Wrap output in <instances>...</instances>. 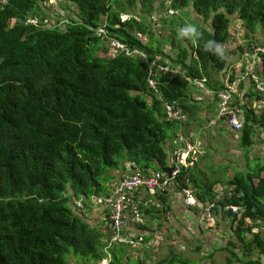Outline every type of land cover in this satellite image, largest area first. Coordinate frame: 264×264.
I'll return each instance as SVG.
<instances>
[{
	"label": "trees",
	"instance_id": "16d2710c",
	"mask_svg": "<svg viewBox=\"0 0 264 264\" xmlns=\"http://www.w3.org/2000/svg\"><path fill=\"white\" fill-rule=\"evenodd\" d=\"M50 1L7 0L0 6V264H71L70 256L95 263L108 253V264H128V246H110L106 227L91 225L74 211L78 208L70 204L72 197L85 205L108 194L114 179L110 170L124 167L117 160L123 152L127 167L144 174L167 164L165 142L179 131V121L165 118L163 103L189 113L191 119L183 123L187 130L199 120L206 102L193 96L195 86L188 77H206L210 89H224L222 82L213 86L210 80L228 62L220 48L230 38L231 16L250 35L257 29L264 33V0H59L56 8ZM139 3L149 15L154 3L174 11L171 15L193 11L204 20L196 43L175 53L165 51L148 27L152 18L137 20ZM122 14L133 17L123 22ZM29 15L39 17L38 23L20 21ZM102 25L107 33L98 35L96 28ZM137 33L148 35L149 41L139 40ZM111 38L182 64L187 77L159 75L155 92L146 82L147 64L124 54H98L109 50ZM249 95L255 96L252 91ZM217 103L215 96L210 106ZM235 104L245 117L239 137L247 157L254 124L264 121V115L250 101ZM196 169L192 159L183 166L175 179L177 188L198 190L196 209L214 203V213L231 217L239 241L251 235L245 253L229 251L225 264H264V232L254 234L252 224H246L247 218L264 220L263 169L235 176L231 195L222 198L214 192L218 182L199 183ZM229 206L244 211L235 215ZM105 218L107 224L108 212ZM253 251L260 258L252 257ZM177 261L193 264L177 253L154 264Z\"/></svg>",
	"mask_w": 264,
	"mask_h": 264
},
{
	"label": "crops",
	"instance_id": "0c3cea01",
	"mask_svg": "<svg viewBox=\"0 0 264 264\" xmlns=\"http://www.w3.org/2000/svg\"><path fill=\"white\" fill-rule=\"evenodd\" d=\"M240 25L243 30L241 33H244L243 35L248 34V38H250L248 40L249 43L247 44L248 51L252 50L253 47H251V45L253 46V44L255 45L260 42L264 43V33H262V31L257 30L256 33L250 37V34L244 29V25L241 23ZM234 32V27L230 26V38H232V33ZM255 35H259L263 40L254 39ZM225 45L228 46V44ZM243 46V44L237 46V51L235 53H229V56H227V48H224V53L226 55L223 54L228 60L227 65L225 69L218 73V75L216 73L215 76L211 77V85L216 86L222 82L225 86L227 82L233 81L240 76V72L243 70V67H241L244 63L243 60H246L247 58V53L244 52ZM222 47L223 45L221 46V49H223ZM260 69L262 76L264 77V68ZM253 87V83L248 79L241 82L239 86H237L235 100H238L240 105H243L248 101L255 103V105H258L259 107H257V114L262 115L261 110L264 111V100L261 99L258 103L254 102L258 99L255 96L258 95L255 93L254 97L249 95L251 94V91H255ZM207 88L211 90L212 97L205 95L207 96L205 100L206 107L205 110H202L199 114V120L197 121L202 122L205 119L209 120V123L206 125L207 127L209 126V128L206 130L204 127H200L199 131L201 133L196 130H191L190 125L192 122H197L192 121L188 130L193 135L202 137L205 140L203 141L205 145L202 147L203 154L197 162L196 173L193 172V174L201 184L218 182L214 186V192L217 194V198H222L231 195L234 187L230 184V181L235 176L247 174L249 172L257 173L260 169H263L262 176H264V121L260 122V124H254V131L251 136V148L248 156L245 157L244 150L240 147L241 139L239 137V132L229 127L225 120L219 117L218 103L210 106L213 99H215V93L218 90L210 89L208 86ZM198 92L203 94L201 90ZM212 124H214L213 126H217L220 131L224 130L225 133L223 135L227 136L223 140L225 147L222 150V154L224 153L223 155H220L218 151H215L217 141L219 140L214 138L215 127H213ZM170 140L171 138L165 142L168 151L172 148V142H170ZM123 163V168L110 170L114 179H111L112 183L109 185V191H111L116 182H119L128 172H130V169H126L129 162ZM196 190L197 189H195V191ZM68 194H71V192ZM135 200L139 207L142 208L140 219L143 224L139 223L134 217V214H127L128 228L130 229V232H132L133 238L136 241L134 246L128 247V250L130 249V260L132 258L131 253H133V258L136 260V257L134 256L135 251L143 253L142 260H144L146 264H152L160 258L174 255L177 251L181 253L182 251L185 252L190 249L191 253L188 254V256L199 261L200 264H213L216 258L214 253L222 254V256H225L224 254H226L225 260L227 261L226 244L228 241L232 240V242L240 245L243 254L245 253L244 245L251 241L250 234L246 236L244 242L239 241L234 235L236 224L231 217L225 219L222 212H215L212 215L211 220L208 221L206 215H204L205 205H201L200 209L186 207L182 202L181 191L177 188L175 181H170L168 188L162 194H157L155 192L151 193L148 190L136 191ZM70 204L72 205V200ZM73 210L79 211L80 216H82L89 224H94V226L99 228L106 227L105 221L102 222V220L98 225L96 224L99 221L101 214L106 217L108 212L107 206L97 204L94 198L90 201L86 200L85 208L83 210ZM249 223L252 224L251 232L255 234L258 233L260 228L264 225V220H257L254 222L250 220ZM253 225L256 226L253 227ZM153 243H157V245L154 246ZM194 249L199 250L200 253L194 252ZM207 252L213 253V257H206L208 255ZM255 254L259 256L256 251H253L251 256L254 257ZM148 257L149 259H147ZM74 261L78 262L75 259Z\"/></svg>",
	"mask_w": 264,
	"mask_h": 264
},
{
	"label": "built area",
	"instance_id": "2783aa9c",
	"mask_svg": "<svg viewBox=\"0 0 264 264\" xmlns=\"http://www.w3.org/2000/svg\"><path fill=\"white\" fill-rule=\"evenodd\" d=\"M7 3V0H0V6H5ZM52 5L54 8H56V5L59 6V0H57L56 4ZM167 13L171 15L174 14V11L168 9ZM38 18L39 17L29 15L27 16V19L20 21L25 24H37ZM63 19L65 22L67 21L66 14L63 16ZM96 31L98 35L107 33V29H105L104 25L98 26ZM107 52L111 56H116L120 53L127 56H134L145 62L148 65L146 82L148 87L153 90L157 87L156 78L158 75L170 77L171 75H179V73L180 75H185L186 73L182 65L177 63L172 64L168 59H162L160 56H154L151 58L145 51L137 46H131L116 38L110 39L109 50ZM246 53L247 58L246 60H243L244 63L241 66L243 67V70L240 72V76L233 81L227 82L223 90H218L215 93L216 98H218L219 117L224 119L229 127L236 131L241 130L244 126V116L242 115L243 109L239 110L235 104V101H238L235 100L237 86L248 79L254 85V93L256 95H264V77L262 76L260 69L264 68V44H255L252 50L247 51ZM188 80L191 85L200 89L204 95L212 96L211 90L206 86V77L204 79H191L188 77ZM259 100L261 99H257L254 102L258 103ZM245 104H247V102ZM163 106L167 119L178 120L181 124L189 119L188 113L176 107L174 104L165 103ZM250 106L253 107L255 111L258 110V105H255V103H251ZM261 113H264V111L261 110ZM180 141L182 143H179ZM176 144L178 146L172 151V154L169 157V165L171 166L170 179L166 178L163 173L155 172V170L144 174L137 167H134L132 173L127 175L120 183L114 186L110 195L106 196L103 200L94 197L97 204H102L104 202L109 205V218L106 227L114 233L111 241L112 244H125L132 247L136 243L133 234L128 229L127 220V214L131 213L134 214V217L139 223H142L140 219L139 205L135 200L136 191L148 190L151 193L163 192L168 188L169 182L175 180L177 175L181 172L182 166L189 164V158L198 160L203 152L202 147L204 146V142L199 138L195 139L192 134L180 133L177 137ZM181 199L183 204L189 208L197 207L199 204L196 192L192 188H184L182 190ZM72 202L78 209H84L85 207L82 200H75L72 198ZM214 208V203H210L204 208V215H206L208 221L211 220V217L214 214ZM226 209H231L232 214L235 215H241L244 211L243 208L239 206H229ZM249 222L250 220L247 218L246 224ZM260 232H264V225L260 228ZM110 259L111 255L108 253L106 257L92 264H108Z\"/></svg>",
	"mask_w": 264,
	"mask_h": 264
},
{
	"label": "rangeland",
	"instance_id": "374dc122",
	"mask_svg": "<svg viewBox=\"0 0 264 264\" xmlns=\"http://www.w3.org/2000/svg\"><path fill=\"white\" fill-rule=\"evenodd\" d=\"M56 3H57V0H52L49 2L50 5L56 4ZM145 6H148V5H145ZM124 8L127 9L129 11V13H132V11H133L132 8H129L127 6H125ZM145 8L146 7H143L142 4H140V3L138 4L137 9H135V12L137 14V20L143 21L148 16H150L152 18L151 24H149L148 27L150 30H152L153 37H156L157 39H159V43L161 44V47L163 49H166L168 52L175 53V52H178L179 50H181L186 45H189V42L196 43L197 33L199 32L198 26L201 27V24L204 23V20L201 17L194 15L193 11L191 12L188 10H180V11H177L176 15H169L168 13H166L168 10V8L166 6L161 8L159 6V3H154L153 7L150 9L151 13L149 15V14H147L148 13L147 10L144 11ZM74 15H75L74 13L69 12V16L74 17ZM131 17H133V16L122 14L121 19L127 20V19H130ZM187 23L195 24L197 27H196V30L194 32H188V34L185 35V34H182L181 29L187 28L188 27ZM240 23L241 22L239 21V19L237 18L236 15L231 16V25L230 26L234 27L235 32L232 33V38H229L228 41L225 43V44H228V46L223 44V47H222L223 49L220 48L221 51L223 50L222 51L223 53L225 50L224 48H227V56H229V53H233V52L235 53L237 51L236 47L241 46V44L244 45L243 46L244 52L248 51L247 44L249 43L248 40L250 38H248V36H249L248 34L243 35L244 33H241V31H243V30L241 28ZM241 24H243V23H241ZM174 30H176L178 32V35L172 33V31H174ZM257 30H259V29H257ZM137 36H139L142 41H145V42L149 41L148 35L138 34ZM251 36L252 35H250V37ZM170 38H171V40H170ZM254 39L263 40V38L260 37L259 35H255ZM152 44L157 45V42H153ZM225 46H227V47H225ZM229 49H232V50H229ZM107 51L103 48L101 51L100 50L98 51V54L104 55L106 52V56H109V53ZM197 96L199 97L200 100H204V101L206 100V97H207L204 94H197ZM207 123H209V120H207V119L203 120L202 122H198V121L192 122V124L190 125V127H191L190 129L200 132L199 131L200 127H204L207 130L209 128V126L208 127L206 126ZM213 125L214 124H212V126ZM213 127H215L214 138L219 140V141H217L215 151H218V153L220 155H223L224 153L222 154V150H223V148H225L224 144H223V140L227 136L223 135L225 133L224 130L220 131L217 128V126H213ZM117 160L120 162V165L123 164V162L126 160L125 152L118 155ZM126 169L128 170L129 167L128 168L126 167ZM101 220H102V222L105 221V217L103 216V214L100 215L99 221L97 222L96 225H98ZM92 225H94V224H92ZM231 242H232V240L228 241V243L226 244V246H227L226 247L227 257L230 255L231 251H232V253L241 254L242 248L240 247V245L235 244V246H233V244L231 245ZM153 245L156 246L157 243L156 244L153 243ZM194 252L200 253V251L197 249H194ZM190 253H191L190 249H188L185 252L182 251L181 253L177 251V255H179L181 258L182 257L186 258V259H188L189 262H192L193 264H200L199 261L194 260L191 256H188V254H190ZM142 254L143 253L140 251H135V253H134V256L136 257V260H135L133 258V253H131L132 258L127 263L128 264H142V261H143L142 260ZM207 254L208 255L206 257H209V256L213 257V253L207 252ZM214 254H215L216 258H215V261L213 264H225L226 263V260H225L226 254H224L225 256H222V254H219V253L218 254L214 253ZM200 255L203 256L202 254H200ZM203 257H205V256H203ZM258 257L259 256H257L256 254L254 255V258H258ZM147 259H149V257ZM69 260H70L71 264H78V262L74 261L72 256L69 257ZM177 263L181 264L179 261H177ZM202 263H203V261H202ZM82 264H92V263L84 262ZM152 264H154V263H152Z\"/></svg>",
	"mask_w": 264,
	"mask_h": 264
},
{
	"label": "clouds",
	"instance_id": "9594fccd",
	"mask_svg": "<svg viewBox=\"0 0 264 264\" xmlns=\"http://www.w3.org/2000/svg\"><path fill=\"white\" fill-rule=\"evenodd\" d=\"M167 13V12H166ZM128 20V19H127ZM123 22L124 21H126V20H122ZM188 24V27L187 28H184V29H181V32H182V34H188V32H194L195 30H196V25L195 24H192V23H187ZM138 34H141V33H137V35ZM137 38L139 39V40H141L140 39V37L139 36H137ZM142 41V40H141ZM143 42H145V41H143ZM125 43H127V42H125ZM127 44H129V43H127ZM130 45V44H129ZM139 48V47H138ZM165 51H167L166 49H164ZM144 51V50H143ZM172 53V52H171ZM121 54V53H120ZM148 54V53H147ZM149 55V54H148ZM109 56H111V55H109ZM127 56V55H126ZM151 58H153L154 56H160L162 59H168V61H170L172 64H174V63H177V64H179V65H182V64H180V63H178V62H176V61H172L170 58H168V57H166V56H163V55H161V54H152V55H149ZM128 57H133V58H137V57H134V56H128ZM139 59V58H138ZM140 60V59H139ZM141 61V60H140ZM142 63H145V62H143V61H141ZM146 64V63H145ZM182 67H183V65H182ZM184 68V67H183ZM185 70V69H184ZM185 72H186V70H185ZM179 75H180V73H179ZM159 76V75H158ZM163 76H165V75H163ZM171 76H176V75H171ZM170 76V77H171ZM183 77H187V73H185V75H182ZM166 77H168V76H166ZM157 81V80H156ZM193 86V85H192ZM196 88V92H195V94H193V96L198 100V101H204V100H200L199 99V97L197 96V94H200L198 91L200 90V89H198L197 87H195ZM155 92H157V87H156V89L154 90ZM163 104H165V103H163ZM175 105V104H174ZM176 106V105H175ZM177 107V106H176ZM162 108H163V113H164V115H165V118L167 119V117H166V114H165V111H164V106L162 105ZM253 108V107H252ZM254 109V108H253ZM182 110V109H181ZM255 110V109H254ZM185 111V110H184ZM186 112V111H185ZM188 115H189V113H188ZM244 115V114H243ZM262 115H264V113H262ZM245 118V117H244ZM191 118H190V116H189V119L186 121V124L188 123V121L190 120ZM168 121H177L178 122V120H169V119H167ZM186 124H181L180 122H179V131L177 132V134L175 135V137L174 138H172V139H174V140H172V148L169 150V157L171 156V154H172V151H174V149L178 146L177 144H176V140H177V137H178V135L180 134V133H182V134H192L190 131H188L187 129H185V128H183V127H185V125ZM240 130H238V132H239ZM193 135V134H192ZM193 137L196 139V138H199V139H201L202 141H205L202 137H199V136H195V135H193ZM205 145V144H204ZM203 154V153H202ZM202 154L200 155V157L202 156ZM169 157H168V162H167V164L165 165V166H168V167H170V169H171V166L169 165ZM200 157H199V159L198 160H194V161H199L200 160ZM192 158H189V163H190V160H191ZM193 160V159H192ZM186 166H189V164L188 165H186ZM183 167V166H182ZM182 169V168H181ZM133 170V169H132ZM132 170H130V172H128L119 182H116L114 185H113V188H114V186L116 185V184H118V183H120L127 175H129L130 173H132ZM152 170H155V172H160V173H163L164 174V176L166 177V178H168V176H167V174L164 172V170H162V169H149L148 170V172H152ZM141 172L142 173H144L143 172V170H141ZM147 172V173H148ZM170 174H171V172H170ZM170 178H171V176H170ZM169 178V179H170ZM176 179V178H175ZM171 181H175V180H171ZM176 182V181H175ZM111 184V183H110ZM109 184V185H110ZM113 188L111 189V191H109V193L108 194H106V195H104V196H101V197H96V198H98V199H104L106 196H108V195H110L111 193H112V190H113ZM166 191V189L163 191V192H161V193H159V194H162V193H164ZM196 192V191H195ZM158 194V193H157ZM67 195H69V194H67ZM181 197H182V192H181ZM72 198H74V197H72ZM94 198V197H93ZM101 205H106L107 206V210H108V215H109V205H107V204H105L104 202L101 204ZM85 208V207H84ZM194 208H196V207H194ZM80 210H83V209H80ZM141 210H142V208H140L139 207V211H140V213H141ZM145 213V212H144ZM106 216H107V214H106ZM105 220H106V218H105ZM142 222V221H141ZM143 223V222H142ZM142 223H140V224H142ZM106 229H108V227H106ZM129 229V228H128ZM110 230V229H109ZM129 231H130V229H129ZM132 233V232H131ZM107 239H108V237H107ZM111 241H112V239H111ZM110 246L111 245H113L111 242H110V244H109ZM128 247H129V245H127Z\"/></svg>",
	"mask_w": 264,
	"mask_h": 264
},
{
	"label": "water",
	"instance_id": "95a60500",
	"mask_svg": "<svg viewBox=\"0 0 264 264\" xmlns=\"http://www.w3.org/2000/svg\"><path fill=\"white\" fill-rule=\"evenodd\" d=\"M161 169L164 170V172L167 174L168 178H170V176H171V174H170V172H171L170 167L163 166V167H161ZM104 232H105V234H107V237H108L107 243L110 244L111 239L114 236V233H113L112 230H109V229H105Z\"/></svg>",
	"mask_w": 264,
	"mask_h": 264
}]
</instances>
